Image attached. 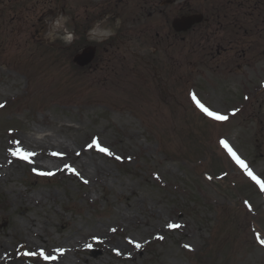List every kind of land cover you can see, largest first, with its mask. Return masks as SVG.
Listing matches in <instances>:
<instances>
[{
  "label": "rangeland",
  "instance_id": "1",
  "mask_svg": "<svg viewBox=\"0 0 264 264\" xmlns=\"http://www.w3.org/2000/svg\"><path fill=\"white\" fill-rule=\"evenodd\" d=\"M145 1L101 17L106 0H0V264H56L39 253L72 243L75 264H264V188L221 144L264 181V0L216 17L218 0ZM193 11L209 20L174 31ZM49 147L69 155H12Z\"/></svg>",
  "mask_w": 264,
  "mask_h": 264
},
{
  "label": "snow or ice",
  "instance_id": "2",
  "mask_svg": "<svg viewBox=\"0 0 264 264\" xmlns=\"http://www.w3.org/2000/svg\"><path fill=\"white\" fill-rule=\"evenodd\" d=\"M193 99L196 100L197 106L209 117L214 118L215 120H219V121H224L227 120L228 117L219 114L216 111L211 110L210 108L206 107L203 103H201L198 99H196L195 94H193ZM5 105L0 104V107H4ZM17 144H19V141L16 142ZM93 144L95 145L96 148L99 149L100 152L105 153L109 156H112L113 153L112 151L107 148V147H102L99 143L98 138L95 139L93 141ZM221 144L228 150V152L230 153V155L233 157V159L236 161V163L243 168L248 176H250L254 181H256L257 184H260L262 188H264V181H261L248 167V165L245 163V161L243 159H241L237 153L228 145V143L226 141H221ZM93 145H89V147H92ZM12 155L14 156H18L19 158L29 161L31 157H33L34 155H36L34 152H30L27 150H24L22 148H17L16 151L12 152ZM55 155H59V154H55ZM117 159H120V157H116ZM66 168H68L71 172H73L76 175H79V172H77V170L75 168H73L71 165H66ZM48 175H51L52 173H47ZM87 183V181H85ZM249 207H251L249 205ZM170 228H176L178 227V225L175 224H170L169 225ZM113 231H115V229H113ZM159 239H163V237H158ZM261 243L264 244V239L261 240ZM141 245L137 244L136 247H140ZM185 247H190L189 245H186ZM119 254V253H118ZM25 255H37L36 253H25ZM40 256H42L45 260H49V259H55L54 257H50L49 255L45 254L43 251H41L39 253Z\"/></svg>",
  "mask_w": 264,
  "mask_h": 264
},
{
  "label": "bare ground",
  "instance_id": "3",
  "mask_svg": "<svg viewBox=\"0 0 264 264\" xmlns=\"http://www.w3.org/2000/svg\"><path fill=\"white\" fill-rule=\"evenodd\" d=\"M44 131V130H43ZM17 141H22L21 138H18L17 140H14V142H17ZM42 151V152H41ZM43 153V154H42ZM79 153V152H78ZM37 156H40V159L42 160H45L46 159V154H51L53 156H59V157H62V156H66V155H69V151L66 150L65 148H55V147H49V148H42L39 153H35ZM55 154H59V155H55ZM92 161H88L87 159L83 160L82 161V164H83V167H90V163ZM8 170H5L3 168V163L0 162V177H4L3 174L7 173ZM39 230V231H38ZM36 230L35 229V232H37V234H35V236H38L40 237V239H43L44 236L47 235V233L45 232V230H40L38 229ZM37 240V239H35ZM74 246V243L72 244H67V246H65L63 248V252L60 251V249H57V252L58 254H56L55 256V259L53 261L56 262V264H75L73 261H72V258L69 256V252L71 249L75 248L73 247ZM67 250L69 251L67 253Z\"/></svg>",
  "mask_w": 264,
  "mask_h": 264
},
{
  "label": "water",
  "instance_id": "4",
  "mask_svg": "<svg viewBox=\"0 0 264 264\" xmlns=\"http://www.w3.org/2000/svg\"><path fill=\"white\" fill-rule=\"evenodd\" d=\"M201 19H202L201 15H190V16L182 17L174 21V26L177 30H187L192 26L193 23ZM93 56H94V50L91 47H88L87 49H85L83 53L77 56L76 60L80 64H86L92 60ZM28 263L29 262L25 261V264Z\"/></svg>",
  "mask_w": 264,
  "mask_h": 264
},
{
  "label": "clouds",
  "instance_id": "5",
  "mask_svg": "<svg viewBox=\"0 0 264 264\" xmlns=\"http://www.w3.org/2000/svg\"><path fill=\"white\" fill-rule=\"evenodd\" d=\"M61 20H66L67 18L65 17H61ZM54 32H55V25L53 26V31H50L48 33L49 38H53L54 36ZM92 34H94L96 36V38L98 39H107L110 36L114 35V31L112 29H108V28H102L100 25V22H98L93 29L91 30Z\"/></svg>",
  "mask_w": 264,
  "mask_h": 264
},
{
  "label": "flooded vegetation",
  "instance_id": "6",
  "mask_svg": "<svg viewBox=\"0 0 264 264\" xmlns=\"http://www.w3.org/2000/svg\"><path fill=\"white\" fill-rule=\"evenodd\" d=\"M108 3V8L112 7L113 9V6H110V1H107ZM157 0H151L150 1V4H149V7L153 10L152 12H150L151 14L152 13H159V8L157 7Z\"/></svg>",
  "mask_w": 264,
  "mask_h": 264
}]
</instances>
